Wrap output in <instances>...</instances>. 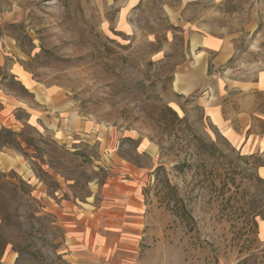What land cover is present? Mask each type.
<instances>
[{
  "label": "rangeland",
  "instance_id": "1",
  "mask_svg": "<svg viewBox=\"0 0 264 264\" xmlns=\"http://www.w3.org/2000/svg\"><path fill=\"white\" fill-rule=\"evenodd\" d=\"M0 173V264L124 185L138 264H263L264 0H0Z\"/></svg>",
  "mask_w": 264,
  "mask_h": 264
},
{
  "label": "crops",
  "instance_id": "2",
  "mask_svg": "<svg viewBox=\"0 0 264 264\" xmlns=\"http://www.w3.org/2000/svg\"><path fill=\"white\" fill-rule=\"evenodd\" d=\"M120 189V194L104 196L92 212H74L65 223L72 264H138L143 202L138 188ZM13 258L4 255L1 261L13 264Z\"/></svg>",
  "mask_w": 264,
  "mask_h": 264
},
{
  "label": "trees",
  "instance_id": "3",
  "mask_svg": "<svg viewBox=\"0 0 264 264\" xmlns=\"http://www.w3.org/2000/svg\"><path fill=\"white\" fill-rule=\"evenodd\" d=\"M211 67V63L208 65V71H209V68ZM160 113L162 114L163 117H167V123L166 124H169V123H172L174 121L176 122H181L183 120L182 117H179V115L177 114L176 110H174L171 106H169L168 104H164L161 109H160ZM8 135H13L14 132L12 131H8L7 132ZM258 166H262V164H259ZM5 176L4 174L0 173V177H3ZM20 183H21V186H22V190L27 186L26 183H24L23 181L20 180ZM8 186H12L14 188H17V185L14 184L13 182H10V181H6V180H3V181H0V193L1 191L5 190L6 187ZM24 194H27V196L29 197V199H32V197H30L28 191L27 193H25L24 191H22ZM0 201H1V194H0ZM248 260V261H247ZM246 261H238V264H247L249 263V259H247ZM251 260V259H250ZM250 264V263H249ZM251 264H254V262H252ZM264 264V262H263Z\"/></svg>",
  "mask_w": 264,
  "mask_h": 264
},
{
  "label": "bare ground",
  "instance_id": "4",
  "mask_svg": "<svg viewBox=\"0 0 264 264\" xmlns=\"http://www.w3.org/2000/svg\"><path fill=\"white\" fill-rule=\"evenodd\" d=\"M183 90H184V89H183ZM183 90H182V91H183Z\"/></svg>",
  "mask_w": 264,
  "mask_h": 264
}]
</instances>
